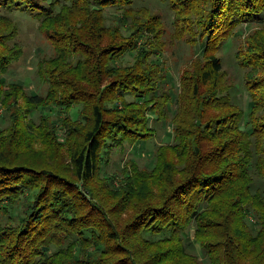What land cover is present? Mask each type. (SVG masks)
<instances>
[{"label": "trees", "instance_id": "trees-1", "mask_svg": "<svg viewBox=\"0 0 264 264\" xmlns=\"http://www.w3.org/2000/svg\"><path fill=\"white\" fill-rule=\"evenodd\" d=\"M162 1L174 14L170 36L194 50L177 83L159 10L136 0H0V264H264V193L252 172L264 181V0ZM109 8L118 12L108 17ZM15 11L38 20L53 46L37 65L45 94L5 78L24 54ZM242 24L259 25L235 53L247 111L220 55ZM127 53L133 61L123 63ZM51 106L66 116L30 118ZM152 121L174 127L155 166L102 174L113 151L155 135Z\"/></svg>", "mask_w": 264, "mask_h": 264}, {"label": "rangeland", "instance_id": "rangeland-1", "mask_svg": "<svg viewBox=\"0 0 264 264\" xmlns=\"http://www.w3.org/2000/svg\"><path fill=\"white\" fill-rule=\"evenodd\" d=\"M148 6L153 10H159L163 12L164 21L166 23L167 33L166 40L168 46L166 48L167 62L171 66L176 83L178 82L181 70H183L194 57V50L191 46L184 44L183 42L174 41V38L170 36L173 32L174 14L169 3L162 0H136L135 7ZM118 12L115 8H109L105 10L108 17ZM10 15L18 22L20 33L16 38L18 44L24 48V54L22 57L13 63L9 70L5 74V78L8 82H19L24 84L28 93L45 94L47 86L43 83L37 73L38 61L43 57H49L54 55V49L46 35L39 29V21L33 18L31 15L22 12H11ZM110 21V20H109ZM258 22V21H256ZM246 24V23H245ZM242 24L237 27V34L240 33V37L234 36L231 38L220 51L221 58L223 60L224 69L227 72L229 83L233 85L231 89V96L237 105L244 108L247 111L249 105L248 91L244 85V69L239 65L235 53L239 43L243 42L254 27H259L258 24ZM236 34V35H237ZM133 61L132 54H125L122 57L123 63ZM129 100H133L134 97L128 96ZM20 102L24 100L20 98ZM176 105L173 106L175 108ZM81 105L75 106L70 111L71 116L76 119L78 117L79 109ZM41 114L52 115L54 120L57 121L58 116L65 117L66 111L61 107L51 106V108H41L35 110L30 118L36 123L40 122ZM53 120V121H54ZM8 125V116L6 117L4 109L0 108V128H4ZM59 140L64 141L66 139L65 130L58 122ZM152 126L155 128V135L151 138L139 139L134 143H126L124 149H116L113 151L109 160L102 165V174H113L123 167L128 168L134 161L142 168L151 169L156 164V153L160 146H166L173 141L174 127L172 124L167 125L163 122L157 124L152 121ZM131 173V168L128 170ZM256 182L253 186L254 190H260L264 193V181L256 174L254 167L252 168ZM127 174L121 173L116 176L114 180L115 186H120L125 182ZM14 215L20 212V208L12 211ZM257 223V218L254 215H250V222ZM186 242L189 251L193 255H197L201 260L205 259L204 251L193 237L187 234Z\"/></svg>", "mask_w": 264, "mask_h": 264}]
</instances>
